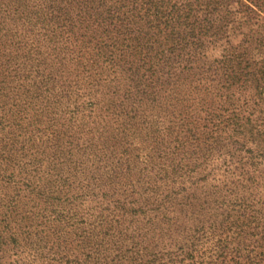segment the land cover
Instances as JSON below:
<instances>
[{
    "label": "trees",
    "instance_id": "16d2710c",
    "mask_svg": "<svg viewBox=\"0 0 264 264\" xmlns=\"http://www.w3.org/2000/svg\"><path fill=\"white\" fill-rule=\"evenodd\" d=\"M0 264H264V0H0Z\"/></svg>",
    "mask_w": 264,
    "mask_h": 264
},
{
    "label": "rangeland",
    "instance_id": "374dc122",
    "mask_svg": "<svg viewBox=\"0 0 264 264\" xmlns=\"http://www.w3.org/2000/svg\"><path fill=\"white\" fill-rule=\"evenodd\" d=\"M240 36H238V35H233V36H231L230 37V40L232 41V42H238L239 40H240Z\"/></svg>",
    "mask_w": 264,
    "mask_h": 264
}]
</instances>
